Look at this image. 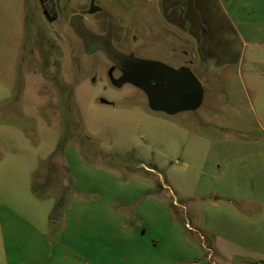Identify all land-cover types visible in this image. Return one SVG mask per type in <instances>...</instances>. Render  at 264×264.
Returning a JSON list of instances; mask_svg holds the SVG:
<instances>
[{
	"label": "rangeland",
	"instance_id": "374dc122",
	"mask_svg": "<svg viewBox=\"0 0 264 264\" xmlns=\"http://www.w3.org/2000/svg\"><path fill=\"white\" fill-rule=\"evenodd\" d=\"M251 53L233 37L219 0H0V203L28 214L31 201L49 212L75 199L62 154L53 153L59 143L80 148L87 164L91 150L108 148L114 161L96 160L97 167L113 174L117 163L154 167L152 181L171 184L192 160L191 139L202 136L207 169L199 192L207 184L219 200L173 211L162 193L160 222L166 210L169 226L194 249L188 261H210L200 236L237 238V213L225 196L264 205V83L252 88ZM150 64L191 70L201 106L186 100L174 116L154 111L139 85ZM222 65L230 71L201 73ZM101 130L108 135L94 145L84 140Z\"/></svg>",
	"mask_w": 264,
	"mask_h": 264
},
{
	"label": "crops",
	"instance_id": "0c3cea01",
	"mask_svg": "<svg viewBox=\"0 0 264 264\" xmlns=\"http://www.w3.org/2000/svg\"><path fill=\"white\" fill-rule=\"evenodd\" d=\"M219 2L233 37L245 49H252V67L248 72L252 88L256 90L255 83H264V66L260 65L264 59V0ZM188 29L191 31L190 26ZM216 70L228 73L230 66L222 65L217 69L202 67L201 73L208 75ZM198 95L201 93L198 92ZM194 100L191 106H201L203 99ZM100 103L107 104L105 100ZM150 107L171 116L183 112L177 109L168 113L154 109L152 105ZM103 134L108 135L106 130H101L86 136L88 143L92 145L94 138ZM196 137L191 139L192 160L184 164L185 174L175 178L172 176L169 179L171 184L163 181V190L156 188L151 176L145 178L138 175L134 170L136 168L117 163L115 167L118 173L113 174L106 167L99 168L93 164L96 160L109 162L112 152L108 148H102L103 151L91 150L89 157L93 162L87 164L83 161L80 148L66 146L61 153L62 162L70 177L75 199L63 208L55 221H51L55 206L47 212L31 201L33 207L27 214L26 210L18 212L0 203V264H264V205H259L257 199L225 196L237 213L232 227L237 238L216 236L207 243L205 237L200 236V244L209 251L210 261H188L194 249L187 242L188 239L179 236L169 226L172 223L166 210H163L165 226L160 222L162 193H167L169 199L166 201L170 202L173 211L187 212L188 203H205L208 197H214L213 203L219 200L207 184L199 192L207 167L204 163V140L202 136ZM24 174L21 179L23 183ZM121 177L131 180L123 186L119 182ZM147 192L149 196L144 199ZM32 193L35 195L33 190ZM262 194L261 199H264V189ZM186 226L201 234L191 225ZM148 232L153 234L152 239L146 238Z\"/></svg>",
	"mask_w": 264,
	"mask_h": 264
},
{
	"label": "water",
	"instance_id": "95a60500",
	"mask_svg": "<svg viewBox=\"0 0 264 264\" xmlns=\"http://www.w3.org/2000/svg\"><path fill=\"white\" fill-rule=\"evenodd\" d=\"M151 65L154 64L149 66V80L145 85H139L150 92L154 109L173 113L192 95L199 92V82L193 73H178L164 66L156 70V67Z\"/></svg>",
	"mask_w": 264,
	"mask_h": 264
},
{
	"label": "trees",
	"instance_id": "16d2710c",
	"mask_svg": "<svg viewBox=\"0 0 264 264\" xmlns=\"http://www.w3.org/2000/svg\"><path fill=\"white\" fill-rule=\"evenodd\" d=\"M85 139L88 141V139L86 137L84 138V140ZM66 145L67 144L59 143L58 146H57L56 151L54 152V154L62 153ZM111 156L112 155L109 156V160H108L109 162H107V163H112L114 161V158H112ZM134 170H135L136 173H138V175H140L141 177H145V178L150 177V175H152V172H154V173L156 172V169L154 167H147L146 171H149V172H146L145 170L141 171L140 168H136ZM155 186H156L157 189L158 188L161 189V190L164 189L163 188V184H161V183L156 182ZM32 190H33V192L35 194H37L36 185H33V189ZM41 198L44 199L46 197H41ZM65 206L66 205H63V203L60 202V201L55 205V207L53 209V212H52V215H51V221H55L57 219V216L59 215L60 211L62 212V210H63V208Z\"/></svg>",
	"mask_w": 264,
	"mask_h": 264
},
{
	"label": "flooded vegetation",
	"instance_id": "af4514ba",
	"mask_svg": "<svg viewBox=\"0 0 264 264\" xmlns=\"http://www.w3.org/2000/svg\"><path fill=\"white\" fill-rule=\"evenodd\" d=\"M197 95H198V93H195L194 95H192L188 100H187V102H193L194 101V99L197 97ZM186 103H184L183 104V106L185 105Z\"/></svg>",
	"mask_w": 264,
	"mask_h": 264
}]
</instances>
